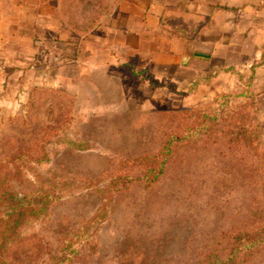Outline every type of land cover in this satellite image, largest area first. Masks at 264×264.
<instances>
[{"label": "rangeland", "instance_id": "obj_1", "mask_svg": "<svg viewBox=\"0 0 264 264\" xmlns=\"http://www.w3.org/2000/svg\"><path fill=\"white\" fill-rule=\"evenodd\" d=\"M34 1L45 5L44 16L54 4L60 27L77 29L73 39L109 11L97 0H89L90 8L81 0H0V173L21 192L40 180H64L67 187L48 215L21 228L0 264H50L81 228L89 236L65 264H264V158L231 134V112L195 140L179 141L151 185L144 159L172 133L199 126L195 112L218 107L222 95L239 94L249 83L255 94L252 82L238 72L226 87L222 73L215 80L186 73L183 87L152 85L121 61L104 66L89 57L86 66L62 54L63 39L56 50L46 32L40 48L30 39ZM240 101L231 99L232 111H241ZM259 116L263 139L260 105ZM117 175L131 181L92 221L102 196L83 181L104 187Z\"/></svg>", "mask_w": 264, "mask_h": 264}, {"label": "crops", "instance_id": "obj_2", "mask_svg": "<svg viewBox=\"0 0 264 264\" xmlns=\"http://www.w3.org/2000/svg\"><path fill=\"white\" fill-rule=\"evenodd\" d=\"M79 4L95 6L89 0ZM53 5L44 16L45 5L34 1L33 34L26 37L38 48L46 32L50 47L61 49L63 39L62 54L81 57L86 66L89 57L104 66L136 59L156 79L175 81L178 87L185 85L186 73L193 80L207 74L215 80L222 73L228 87L240 72L243 81L252 82L264 122V0H97L109 11L97 18L95 29L80 31V39L74 38L80 43L71 36L76 28L60 27ZM90 32L96 33L95 41H89Z\"/></svg>", "mask_w": 264, "mask_h": 264}, {"label": "trees", "instance_id": "obj_3", "mask_svg": "<svg viewBox=\"0 0 264 264\" xmlns=\"http://www.w3.org/2000/svg\"><path fill=\"white\" fill-rule=\"evenodd\" d=\"M122 66L130 70L137 78L141 76L150 80L152 85H160L159 80L149 72L147 67L140 68L133 61H124ZM237 97L241 98L240 103L244 105L241 107L240 112L232 111L234 107L231 99ZM218 101V107L209 111L195 112L198 115L197 120L201 121L199 126L189 127L186 135L172 133L167 138L164 148L160 152L144 158L149 164L146 175L148 185L154 183L164 173L165 166L179 141L190 139L191 137L195 140L197 133L202 131V129L210 131V128L217 123L223 113H232L230 118L234 121V124L231 126V134L239 136L244 145L251 151H255L260 162H262L264 158V142L259 116V102L256 95L251 91L250 83L245 91L239 94L222 95ZM263 167L264 165L262 166V163H260L261 174L264 173ZM7 179L5 174L0 173V261L4 258L7 246L20 233L21 228L30 220H38L48 215L52 206L62 197L61 194L65 190L64 188H67L63 185L65 183L64 180L62 182L40 180L32 188H29L27 192H21L10 185ZM94 180L90 182L86 180L82 183L85 188L98 190L102 196V204L92 221H95L99 214L105 210L112 195L131 181L128 175H117L111 179L108 185L102 187L95 183ZM88 236L86 228H81L67 236L65 241L69 243L62 248V252L60 251L59 254L52 258L50 264H65L69 256L76 251V244L81 239L88 238Z\"/></svg>", "mask_w": 264, "mask_h": 264}]
</instances>
